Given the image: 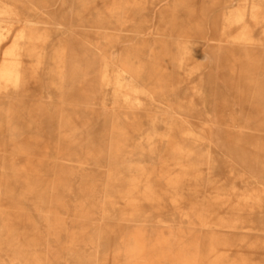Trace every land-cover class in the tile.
<instances>
[{
	"label": "rangeland",
	"instance_id": "obj_1",
	"mask_svg": "<svg viewBox=\"0 0 264 264\" xmlns=\"http://www.w3.org/2000/svg\"><path fill=\"white\" fill-rule=\"evenodd\" d=\"M0 264H264V0H0Z\"/></svg>",
	"mask_w": 264,
	"mask_h": 264
},
{
	"label": "bare ground",
	"instance_id": "obj_2",
	"mask_svg": "<svg viewBox=\"0 0 264 264\" xmlns=\"http://www.w3.org/2000/svg\"><path fill=\"white\" fill-rule=\"evenodd\" d=\"M4 71H5V72H4L3 74L1 73L3 77L7 75L6 72H7L8 70L5 68Z\"/></svg>",
	"mask_w": 264,
	"mask_h": 264
}]
</instances>
